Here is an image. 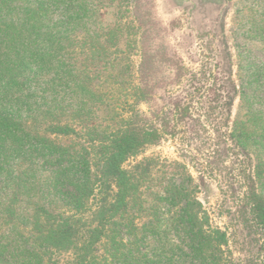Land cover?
<instances>
[{
	"label": "trees",
	"instance_id": "1",
	"mask_svg": "<svg viewBox=\"0 0 264 264\" xmlns=\"http://www.w3.org/2000/svg\"><path fill=\"white\" fill-rule=\"evenodd\" d=\"M129 1L0 0V214L11 229L20 219L29 231L27 237L16 234L15 240L29 246L16 252V264H233L226 232L209 224L193 189L173 186L165 200L177 209L140 225V216L131 212L137 183L123 163L163 134L194 128L199 109L210 116L218 97L225 98L228 124L237 94L247 110L231 122L229 148L264 149V108L252 109L255 95L237 90L232 81L213 87V76L209 86L194 88H202L208 105L194 95L174 100L172 118L160 130L136 116H113L112 125L94 126L93 114L110 100L105 82L125 83L129 66L121 63L119 20ZM44 133L75 140L61 144ZM75 149H100L98 162ZM258 162L259 181L264 173ZM41 166H55L43 187ZM25 197L30 212L20 214L16 205ZM248 197L264 232V195L254 187ZM171 230L177 243L168 236Z\"/></svg>",
	"mask_w": 264,
	"mask_h": 264
},
{
	"label": "rangeland",
	"instance_id": "2",
	"mask_svg": "<svg viewBox=\"0 0 264 264\" xmlns=\"http://www.w3.org/2000/svg\"><path fill=\"white\" fill-rule=\"evenodd\" d=\"M129 2V11L119 20L121 63L129 66L123 74L125 83L105 82L103 90L109 93L110 100H106L108 107L93 114L91 121L97 122L94 126L112 125L109 117L113 116H136L146 126L160 130L172 118L173 101L189 95H194L195 101L203 99L202 88H194L202 83L209 86L213 76L218 77L213 87H228L232 81L237 90L255 95L252 109L264 108V0ZM142 88L144 96L138 91ZM223 90L217 89L221 95L225 94ZM208 97H213L212 92ZM224 99L214 101L216 106L210 116L200 108V121L194 128H182L175 136L163 134L123 163L138 187L131 212L140 216V225L152 215L167 217L168 209H177L165 200L172 197V187L193 189L209 224L226 232L225 249L232 263L264 264V232L253 218L248 197L254 187L264 195V175L259 181L254 176L258 160L264 173V149L229 148L227 132L231 122L247 108L240 105L237 94L225 125ZM71 101L74 108L76 95ZM202 102V106L208 105L207 99ZM44 135L61 144L75 140ZM75 150L91 163L98 162L100 149ZM54 167L38 168L40 187L49 182ZM29 202L26 197L19 200L17 211L29 213ZM141 209L146 211L145 216ZM173 233L171 230L168 236L177 243ZM16 234L27 237L28 228L17 219L11 229L0 214V264H16V252L20 247H29L26 241L15 240Z\"/></svg>",
	"mask_w": 264,
	"mask_h": 264
}]
</instances>
